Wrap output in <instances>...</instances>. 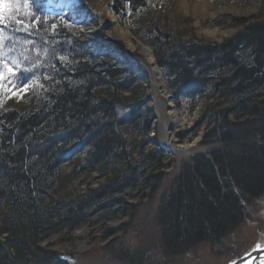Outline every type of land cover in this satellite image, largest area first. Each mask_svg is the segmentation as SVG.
<instances>
[{
    "label": "trees",
    "instance_id": "trees-1",
    "mask_svg": "<svg viewBox=\"0 0 264 264\" xmlns=\"http://www.w3.org/2000/svg\"><path fill=\"white\" fill-rule=\"evenodd\" d=\"M163 3L109 6L157 52L178 105L181 98L190 109L208 101L201 121L211 125V147L183 163L155 212L156 241L169 258L219 242L240 225L242 197L264 194V22L248 23L220 44L186 40L151 16ZM44 4L0 0V264H67L46 240L95 217L134 216L138 205L127 198L159 190L173 161L149 135L154 114L140 81L148 75L137 73L124 44L93 51L80 40L79 23ZM93 172L106 178L99 188L67 191ZM144 254L124 249L123 257L141 264Z\"/></svg>",
    "mask_w": 264,
    "mask_h": 264
},
{
    "label": "rangeland",
    "instance_id": "rangeland-1",
    "mask_svg": "<svg viewBox=\"0 0 264 264\" xmlns=\"http://www.w3.org/2000/svg\"><path fill=\"white\" fill-rule=\"evenodd\" d=\"M197 1L164 0L161 6L151 12V16L160 27L181 31L186 40L200 39L219 44L236 36L248 23L264 22V0H206L205 6L198 10ZM109 4L110 0H80L79 5L68 7L65 12L72 9V20L79 23L80 40L93 51L98 50V44L105 42L124 44L125 49L131 53V65H138V69H135L137 73L148 75L147 81L142 78L140 81L143 82L147 104L154 114V126L149 135L156 137L159 145L172 153V166L164 169L166 175L159 190L151 193L146 189L140 195L127 198L129 203L138 205L134 216L102 217L98 221L95 217L90 223L78 225L73 230L65 229L56 233L44 245L58 257L82 253L76 263L67 264H140L123 257L124 249L133 248L145 251L147 262L143 261L141 264H229L231 260L242 259L264 235V194L258 198L242 197L244 213L240 225L216 244L202 242L176 256H163L157 242V238H160V224L155 219L158 201L162 188L179 174L184 162L192 159L194 155L208 153L211 146L205 143V135L212 128L210 124L201 121L208 101L203 99L200 104L190 109L186 99L181 98V104L178 105L173 92L164 81L157 52L136 36L134 26L129 22L121 23ZM44 5L46 9L49 8L46 1ZM91 12L95 14L96 20L89 23V26L77 19L78 13L87 17ZM95 30L99 31L94 33ZM85 31L90 32L86 34ZM142 45L153 55V64L147 53L141 49ZM20 94L27 97L28 92L22 89ZM166 134L173 142L190 146L193 155L170 151L165 141ZM63 170L64 173H69L72 166L66 165ZM105 180L104 176L93 172L90 179L87 178L84 182L81 179L74 180L68 185L67 191L82 194L89 189L96 190ZM235 192L239 194L240 190L235 189Z\"/></svg>",
    "mask_w": 264,
    "mask_h": 264
},
{
    "label": "bare ground",
    "instance_id": "bare-ground-1",
    "mask_svg": "<svg viewBox=\"0 0 264 264\" xmlns=\"http://www.w3.org/2000/svg\"><path fill=\"white\" fill-rule=\"evenodd\" d=\"M74 1L75 0H71V4L72 3H74ZM68 1H66L65 2V0H60V2L59 1H56V3H55V5L57 4L58 5V8H60V7H62V6H65L66 5V3H67ZM205 4H206V0H198L197 1V4H196V8H197V10L198 9H202L203 8V6H205ZM70 5V4H69ZM73 5V4H72ZM74 5H77V4H74ZM73 7V6H72ZM58 8L56 7V8H54V9H52V10H54V11H58ZM56 9V10H55ZM77 16V19H79L80 20V22L81 23H84L85 24V26H89L90 24L89 23H91V22H93V21H95L96 19H95V14L94 13H90L89 14V16H87V17H85V15L84 14H82V13H78V15H76ZM94 23V22H93ZM90 31H92V30H90ZM90 31H85V33L86 34H88ZM99 31V30H95L94 31V33H97V32ZM102 44H107V42H105V43H101V45ZM98 46H100L99 44H98ZM143 47H141V49L144 51V52H146L147 53V56H148V59L151 61V63L153 64L154 63V61L155 60H153V55L150 53V50L146 47V46H144V45H142ZM165 94H168V93H165ZM165 141H166V144H167V146L169 147V149L170 150H172V151H177V152H180V153H184V154H186V155H191L192 154V151H191V148H190V146H188V145H186V144H182V145H179V144H177V143H175V142H173L172 141V139H171V137L168 135V134H166L165 135ZM253 249H256V250H260V251H262L263 249H264V235L259 239V242H257V244L253 247ZM252 250V249H251ZM250 250V251H251ZM250 251H248V253H250ZM248 253H246V254H248ZM245 254V255H246ZM233 260H231V262H232ZM230 262V263H231ZM258 264H264V257H263V260H260V261H258L257 262Z\"/></svg>",
    "mask_w": 264,
    "mask_h": 264
},
{
    "label": "water",
    "instance_id": "water-1",
    "mask_svg": "<svg viewBox=\"0 0 264 264\" xmlns=\"http://www.w3.org/2000/svg\"><path fill=\"white\" fill-rule=\"evenodd\" d=\"M81 256L82 253L79 252L66 254V255H59V260H62L66 263L67 262L76 263ZM263 257H264V249L260 251L252 248L250 253L244 255L242 259H235L229 264H258L257 262L263 260Z\"/></svg>",
    "mask_w": 264,
    "mask_h": 264
},
{
    "label": "snow or ice",
    "instance_id": "snow-or-ice-1",
    "mask_svg": "<svg viewBox=\"0 0 264 264\" xmlns=\"http://www.w3.org/2000/svg\"><path fill=\"white\" fill-rule=\"evenodd\" d=\"M7 7V6H6ZM13 7H15V6H13ZM29 7V5L27 4V3H25L24 5H23V8H25V9H27ZM27 15H34V13L33 12H31V11H29L28 13H27ZM4 21H3V18L2 17H0V23H3ZM16 23H21V21H19V20H17L16 21ZM61 23H65L63 20L61 21ZM68 27H71V25H67ZM61 59H64L63 57H61ZM17 68L19 69V65H17ZM4 69H6L9 73H12V68L11 67H9L7 64H5L4 65ZM23 71H25V72H27V71H30L29 69H23ZM25 86V84H21V87H24Z\"/></svg>",
    "mask_w": 264,
    "mask_h": 264
}]
</instances>
